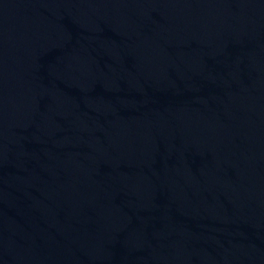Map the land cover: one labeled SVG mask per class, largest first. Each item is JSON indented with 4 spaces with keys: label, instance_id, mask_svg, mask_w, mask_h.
<instances>
[{
    "label": "water",
    "instance_id": "obj_1",
    "mask_svg": "<svg viewBox=\"0 0 264 264\" xmlns=\"http://www.w3.org/2000/svg\"><path fill=\"white\" fill-rule=\"evenodd\" d=\"M0 264H264V0H0Z\"/></svg>",
    "mask_w": 264,
    "mask_h": 264
}]
</instances>
